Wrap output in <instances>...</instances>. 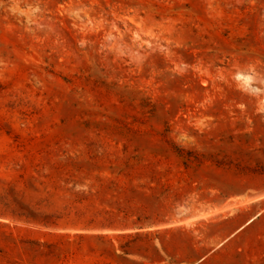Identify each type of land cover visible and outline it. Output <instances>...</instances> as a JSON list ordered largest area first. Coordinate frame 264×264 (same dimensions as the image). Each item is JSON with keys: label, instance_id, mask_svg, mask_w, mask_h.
<instances>
[{"label": "rangeland", "instance_id": "rangeland-1", "mask_svg": "<svg viewBox=\"0 0 264 264\" xmlns=\"http://www.w3.org/2000/svg\"><path fill=\"white\" fill-rule=\"evenodd\" d=\"M0 264H264V0H0Z\"/></svg>", "mask_w": 264, "mask_h": 264}]
</instances>
